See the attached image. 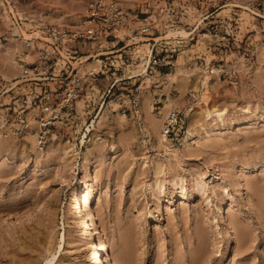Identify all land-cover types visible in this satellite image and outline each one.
Returning a JSON list of instances; mask_svg holds the SVG:
<instances>
[{
	"label": "rangeland",
	"instance_id": "obj_1",
	"mask_svg": "<svg viewBox=\"0 0 264 264\" xmlns=\"http://www.w3.org/2000/svg\"><path fill=\"white\" fill-rule=\"evenodd\" d=\"M75 1L83 19L94 0H0L1 77L18 75L10 74L11 59L23 49L22 34L56 24L47 17L72 9ZM152 3L136 0L131 8ZM221 3L210 7L213 15L235 11L242 31L264 29V19ZM252 3L264 15V6ZM177 64L173 80L144 77L137 91L138 83L120 81V100L105 98L103 105L87 90L75 102L72 124L36 152L31 132L0 147V264H95L67 210L84 159L97 227L116 264H264V38L233 81L186 66L184 55ZM172 108L182 126L167 136L172 147L166 149L156 130ZM188 129L199 136L184 146Z\"/></svg>",
	"mask_w": 264,
	"mask_h": 264
},
{
	"label": "built area",
	"instance_id": "obj_2",
	"mask_svg": "<svg viewBox=\"0 0 264 264\" xmlns=\"http://www.w3.org/2000/svg\"><path fill=\"white\" fill-rule=\"evenodd\" d=\"M218 1L206 0L199 7L188 0H153L149 6L124 8L118 1L94 0L78 28L50 24L35 27L26 37L18 35L24 45L14 54L20 72L11 79L0 76V135L24 137L31 132L37 146H43L72 124L75 102L87 90L89 97L102 100L100 105L105 98L120 100V81L138 83L137 91L142 78L173 72L180 55L188 67L235 80L238 67L254 59L264 29L247 26L242 31L235 11L213 15L210 7ZM254 1L264 6V0ZM222 2L223 7L245 9L264 19L260 9H252V0ZM154 97V109H159ZM163 122L166 137L179 134L177 109Z\"/></svg>",
	"mask_w": 264,
	"mask_h": 264
},
{
	"label": "bare ground",
	"instance_id": "obj_3",
	"mask_svg": "<svg viewBox=\"0 0 264 264\" xmlns=\"http://www.w3.org/2000/svg\"><path fill=\"white\" fill-rule=\"evenodd\" d=\"M110 1H113V0H110ZM116 1L120 2L122 7L128 8V7H132L134 4V1H136V0H116ZM78 2H80V1L78 0ZM75 4H74L75 6L72 9H70V10L64 9L61 14H58L54 17L53 16L47 17V20L49 22L56 23V25H58L60 27H67V28H78V27H80L82 19H81V15L79 13L83 12L82 11L83 6L81 3H77L76 1H75ZM9 39L12 40L13 44L18 45V46L20 45V43H18L14 38L11 37ZM0 45H2V44H0ZM6 46H8V45H6ZM6 46H4V44H3V47L6 48ZM23 48H24V46H23ZM11 66H12V68L10 67L12 70L10 73L11 75H16L17 73L20 72L18 62L16 60H14V58L11 59ZM86 66H88V64ZM179 68H180V66H179ZM10 74H8L7 71H6V73H4L5 76H8ZM166 76L172 80L174 79L173 73H168ZM150 78H151V76H146V79H150ZM169 100H171V99H169ZM170 104L171 103L167 104L166 107H168ZM102 109H103V106L101 107L100 112L102 111ZM170 111H171V109H168L167 111H165V113L163 115V120L166 118V116L168 115V113ZM212 111H214L215 115H217L218 118H220V112L217 110V108L212 109ZM90 124H91V122H90ZM156 124H158V123H156ZM156 124H153V126ZM159 125H157L159 127V129L156 130L158 141L166 149H169L172 147V145L167 144L168 139H167L166 135H164V133H163L164 122H162L161 127ZM155 128H156V126H155ZM155 128H154V130H155ZM87 130H88V128H87ZM28 136H31V135L26 134L24 136V138L25 137L28 138ZM198 136L199 135L197 133L192 132V131H190V129H188L186 135H184L182 137L181 143L184 146H186V145L190 144V142L196 141ZM12 138H13L12 136L6 137V136L0 135V147L1 146H3V147L8 146L9 145L8 143L10 140H12ZM32 138H28V141L31 143V147H30L31 150L36 152V148L38 146L36 144L35 138H33V139ZM55 138H57V137L54 136V139ZM82 142H83V139H82ZM52 146L53 145H49V148H51ZM57 146H58V144H57ZM64 152L67 153L68 150H64ZM83 155H85V154H83ZM86 158L88 160V157H86ZM84 160L82 163V164H84V172H83L82 179L79 180L78 185L74 189H72V191H71L70 199L67 203V205H68L67 210H68V213L70 214V217L74 223L77 236L80 238L83 246H85V248L87 250H89V253H90L89 255H90L91 259L94 261V263L95 264H116V256L112 253V251H110V243H109L108 239L105 236L103 237L102 235H100L101 234L100 230L97 227L96 212H95V209L92 205L93 201H94L93 200V193H92V184H91L92 177H91V173H90V167L88 166V164H85L86 162L84 163ZM222 206L223 207L221 208L220 214L223 215L225 213L224 207L226 208L227 201L226 202L224 201V204ZM229 230L230 229L228 227V231ZM228 231H227V236H226L227 239L230 236ZM96 234H98L97 237H96ZM62 237H64V233L62 234ZM227 252H228V250H227ZM228 257L229 256L227 255L226 260L228 259ZM96 258L98 259L99 262L96 260Z\"/></svg>",
	"mask_w": 264,
	"mask_h": 264
}]
</instances>
